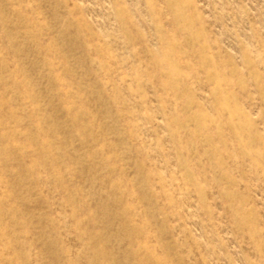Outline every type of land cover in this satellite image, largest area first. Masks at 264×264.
<instances>
[{"label":"rangeland","instance_id":"obj_1","mask_svg":"<svg viewBox=\"0 0 264 264\" xmlns=\"http://www.w3.org/2000/svg\"><path fill=\"white\" fill-rule=\"evenodd\" d=\"M0 264H264V0H0Z\"/></svg>","mask_w":264,"mask_h":264}]
</instances>
